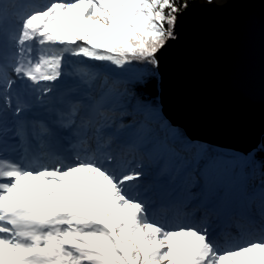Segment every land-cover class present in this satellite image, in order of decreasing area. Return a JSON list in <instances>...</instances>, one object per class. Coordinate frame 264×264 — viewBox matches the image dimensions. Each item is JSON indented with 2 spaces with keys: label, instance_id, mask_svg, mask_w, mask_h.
I'll return each mask as SVG.
<instances>
[{
  "label": "snow or ice",
  "instance_id": "1",
  "mask_svg": "<svg viewBox=\"0 0 264 264\" xmlns=\"http://www.w3.org/2000/svg\"><path fill=\"white\" fill-rule=\"evenodd\" d=\"M226 6L0 0V264H264V135L223 151L164 98L178 24ZM231 6L264 101V0Z\"/></svg>",
  "mask_w": 264,
  "mask_h": 264
},
{
  "label": "water",
  "instance_id": "2",
  "mask_svg": "<svg viewBox=\"0 0 264 264\" xmlns=\"http://www.w3.org/2000/svg\"><path fill=\"white\" fill-rule=\"evenodd\" d=\"M229 5L197 8L178 24L181 42L169 52L187 51L185 68L166 80L170 118L201 142L243 150L264 135V101L259 91L261 41L258 14L247 18ZM262 0H255L257 8ZM202 3V0H198Z\"/></svg>",
  "mask_w": 264,
  "mask_h": 264
},
{
  "label": "rangeland",
  "instance_id": "3",
  "mask_svg": "<svg viewBox=\"0 0 264 264\" xmlns=\"http://www.w3.org/2000/svg\"><path fill=\"white\" fill-rule=\"evenodd\" d=\"M219 149H221L223 151H232V150H229V149H226V148H219Z\"/></svg>",
  "mask_w": 264,
  "mask_h": 264
},
{
  "label": "trees",
  "instance_id": "4",
  "mask_svg": "<svg viewBox=\"0 0 264 264\" xmlns=\"http://www.w3.org/2000/svg\"><path fill=\"white\" fill-rule=\"evenodd\" d=\"M210 145V144H209ZM212 146V145H211ZM213 147H215V146H213ZM257 183H259V178H257V181H256Z\"/></svg>",
  "mask_w": 264,
  "mask_h": 264
}]
</instances>
